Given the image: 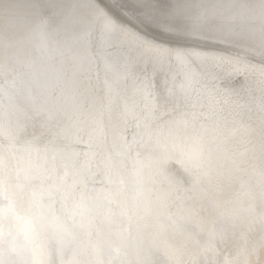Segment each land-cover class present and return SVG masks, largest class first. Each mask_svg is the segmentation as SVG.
<instances>
[{"label": "snow or ice", "instance_id": "6c2138e0", "mask_svg": "<svg viewBox=\"0 0 264 264\" xmlns=\"http://www.w3.org/2000/svg\"><path fill=\"white\" fill-rule=\"evenodd\" d=\"M88 3L93 23L101 28L96 54L112 74L103 81L100 108L94 109L84 94L74 97L70 107L30 95V111L13 124L5 123L0 104V264H250L249 255L264 251V233L251 252L209 259L208 253L215 254L212 242L224 239V227L213 228L210 241L200 244L183 230L180 221L188 217L169 211L172 189L153 187L173 155L199 168L203 142L235 131L227 124L238 102L212 83L218 74L209 62L222 58L180 40L199 34L216 18V8H208L207 0H116L117 12L103 0ZM36 7L43 32L48 20L39 3ZM259 15L264 24V0ZM217 31L227 42L244 39L225 23ZM113 47L122 57L119 67L109 59ZM260 50L264 92V26ZM232 70L248 68L237 64ZM259 108L264 112V96ZM29 124L40 129L39 135L33 132L18 144ZM129 128L135 129L131 139ZM74 143L87 148L77 150ZM10 161L15 165L10 167ZM153 206L157 211L150 223L146 217ZM141 211L144 216L138 215ZM160 215L171 223L160 222ZM118 217L126 218L127 226L113 232ZM259 223L264 226V216ZM170 231L183 241L170 238ZM189 241L199 250L189 249ZM149 250L165 259L153 260Z\"/></svg>", "mask_w": 264, "mask_h": 264}, {"label": "bare ground", "instance_id": "6f19581e", "mask_svg": "<svg viewBox=\"0 0 264 264\" xmlns=\"http://www.w3.org/2000/svg\"><path fill=\"white\" fill-rule=\"evenodd\" d=\"M191 2L198 4L200 0ZM37 3L48 20L43 32L37 27ZM103 3L120 10L116 0ZM260 4L261 0H207L208 8H216V18L199 34L180 38L182 43L222 58L209 62L218 74L212 83L238 102L232 105L234 111L227 124L228 129L235 131L203 142L199 168L181 163L173 155L164 164V175L156 177L153 185L172 189L174 202L169 211L188 217L180 221L183 230L195 234L200 244L210 241L213 228L224 227V239L212 242L215 254H207L209 259L218 261L245 249L251 252L264 233V226L259 223L264 216V112L259 108L260 97L264 96L259 85L260 28L264 24L259 15ZM66 18L71 20L70 25L65 23ZM93 21L88 0H0V104L4 106L5 123L14 124L22 113L30 111V95H42L53 104L70 107L74 97L84 94L94 109L100 108L105 95L103 81L111 79L112 74L105 71L96 54L101 28ZM220 23L233 26L244 39L227 42L219 38ZM109 51L115 54L109 59L119 67V49L113 47ZM237 64L248 65V71L234 72L233 65ZM134 131L127 130L129 139ZM33 132L39 135L40 129L29 124L27 134L22 133L17 143L31 139ZM73 147L83 150L87 145L74 143ZM14 165L15 161H10V167ZM156 211L153 206L146 217L150 223ZM158 219L171 223L165 215ZM123 226H127L126 218L118 217L112 231ZM169 237L184 239L171 231ZM188 247L193 252L199 250V245L191 241ZM128 250L132 253L130 258L135 259L132 241H128ZM149 254L153 260L165 259L155 250H149ZM248 258L250 264H260L264 251L257 249ZM200 259L203 262L204 257Z\"/></svg>", "mask_w": 264, "mask_h": 264}, {"label": "rangeland", "instance_id": "374dc122", "mask_svg": "<svg viewBox=\"0 0 264 264\" xmlns=\"http://www.w3.org/2000/svg\"><path fill=\"white\" fill-rule=\"evenodd\" d=\"M247 67H249V66L247 65Z\"/></svg>", "mask_w": 264, "mask_h": 264}]
</instances>
